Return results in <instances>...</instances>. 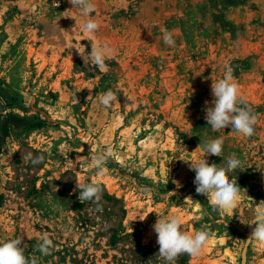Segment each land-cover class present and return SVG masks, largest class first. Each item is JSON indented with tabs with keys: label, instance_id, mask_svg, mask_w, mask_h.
Returning <instances> with one entry per match:
<instances>
[{
	"label": "rangeland",
	"instance_id": "374dc122",
	"mask_svg": "<svg viewBox=\"0 0 264 264\" xmlns=\"http://www.w3.org/2000/svg\"><path fill=\"white\" fill-rule=\"evenodd\" d=\"M92 2L100 28L87 35L89 17L68 0H0V119L41 122L11 127L1 144L0 240L23 239L38 264H165L152 225L157 214L177 215L184 231L210 239L176 264H264V244L247 245L252 228L240 220L264 200V0ZM93 43L111 49L105 68L87 56ZM227 66L257 117L250 138L213 131L204 118L212 80ZM109 90L117 100L104 107L99 97ZM215 138L223 152L206 156L209 164L224 166L232 153L241 161L229 173L242 189L234 213L197 194L185 162ZM109 146L100 174L90 153ZM93 181L102 187L99 211L77 199V182ZM45 233L49 255L34 247Z\"/></svg>",
	"mask_w": 264,
	"mask_h": 264
},
{
	"label": "clouds",
	"instance_id": "9594fccd",
	"mask_svg": "<svg viewBox=\"0 0 264 264\" xmlns=\"http://www.w3.org/2000/svg\"><path fill=\"white\" fill-rule=\"evenodd\" d=\"M72 7L80 9L81 14L89 17L82 24V29L87 35H94L100 28L99 23L90 17L95 11V5L92 0H68ZM58 6V5H57ZM163 42L170 47L175 46L173 33L167 29H162ZM84 59L81 50L73 46ZM72 47V48H73ZM111 49L107 45L91 44V50L87 53L89 59L100 68H105V59ZM212 101H205L208 105L204 111L207 125L213 131H221L231 128L245 138H250L255 134V125L257 117L252 109L246 105L240 95L239 84L233 75V69L226 67L225 74L219 80H212L211 84ZM117 96L111 90L105 92L99 97V102L104 107H111L116 102ZM223 138H215L200 142L197 149L202 150L203 157L196 161H185L189 164V169L195 172L194 185L197 194L206 197L208 203L222 212H233L240 208L242 198V189L238 186L236 177L230 178L229 173L235 172L241 167V161L235 153L226 157L225 165L216 163L209 164L206 156L220 157L223 152ZM112 147H107L104 151L90 153V162L99 171L104 174L108 158L112 155ZM31 157V154H29ZM43 156L31 157L33 165L43 162ZM76 189L79 192L77 199L80 202L91 201L97 204V210H101L100 201L102 199V187L99 183L77 182ZM243 195L245 190H243ZM253 205V204H252ZM157 214V213H156ZM146 217L140 218L141 221ZM241 223L251 226L252 230L247 245L257 242L264 244V200L253 205L248 215L240 219ZM156 233V243L159 245V256L165 261V264H176L181 255L197 257L200 255L204 246L210 239V233L205 230H197L194 233H188L181 226V218L177 215L162 216L157 214V220L152 225ZM42 255H49L54 247L53 241L45 233L34 246ZM26 244L23 239L14 238L6 241L0 240V264H38L35 256H26Z\"/></svg>",
	"mask_w": 264,
	"mask_h": 264
},
{
	"label": "trees",
	"instance_id": "16d2710c",
	"mask_svg": "<svg viewBox=\"0 0 264 264\" xmlns=\"http://www.w3.org/2000/svg\"><path fill=\"white\" fill-rule=\"evenodd\" d=\"M40 121H33L27 117H21L13 113H8L1 117L0 119V147L4 138L8 135V132L13 126H21L26 128H32L39 126Z\"/></svg>",
	"mask_w": 264,
	"mask_h": 264
}]
</instances>
